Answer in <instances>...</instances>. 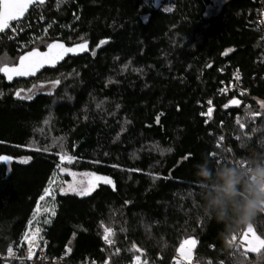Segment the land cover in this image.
Returning a JSON list of instances; mask_svg holds the SVG:
<instances>
[{
    "label": "trees",
    "instance_id": "1",
    "mask_svg": "<svg viewBox=\"0 0 264 264\" xmlns=\"http://www.w3.org/2000/svg\"><path fill=\"white\" fill-rule=\"evenodd\" d=\"M263 8L264 0L220 7L214 0H45L12 24L16 31L0 37V56L8 53L13 63L40 42L19 51L22 43L46 28L38 49L53 41L92 47L30 80L7 84L0 75V156L12 157L0 161V255L19 247L59 154L68 153L71 170L110 177L115 189L100 184L88 196L57 195L51 223L39 226L50 242L47 264L67 247L72 262L111 257L121 264L140 255L129 251L132 244L148 264H174L189 237L198 241L199 264H264V250L232 255L227 241L246 226L225 235L223 224L204 216L195 177L204 157L215 161L209 153L243 162L235 145L264 153ZM237 71L248 94L222 93ZM34 86L31 100L16 97ZM233 98L240 106L225 108ZM209 100L211 119L201 115ZM254 112L261 115L253 119ZM252 225L264 238V213ZM103 226L116 233L111 247Z\"/></svg>",
    "mask_w": 264,
    "mask_h": 264
},
{
    "label": "snow or ice",
    "instance_id": "2",
    "mask_svg": "<svg viewBox=\"0 0 264 264\" xmlns=\"http://www.w3.org/2000/svg\"><path fill=\"white\" fill-rule=\"evenodd\" d=\"M60 0H58V3ZM45 4V0H0V34H3L6 32V30L11 29L12 31H16L15 28L12 26L13 21H21L25 17L26 13L29 11V8L32 6H41ZM106 43V41H101L100 45H103ZM48 51L47 52H40L39 50H32L24 55H21L18 59V63H11L7 60L6 57H0V73H3L5 77H7L8 80H12L14 77H23V76H31L35 75L36 71L39 70V68L43 67L46 63L55 65L56 62L63 59L64 56L71 54H78L80 52L88 51V44L87 42L78 43L73 47H67L64 43L60 42H54L47 45ZM228 51H231L229 49ZM95 55V52L92 53ZM225 55L228 54V52L224 53ZM237 75V79H238ZM52 86L55 87L60 84L59 80L52 81ZM35 90V86L33 89L27 90H18L15 95L17 98L21 100H31L33 98V91ZM228 91L227 88L222 89V93H226ZM243 95V93H241ZM241 104V101L239 99H231L228 104L224 105L225 108H228L229 106H237L239 107ZM208 109L207 112L201 113V115L207 116L209 119H211L214 108L211 106L212 101H208ZM261 108H264V102H261ZM252 118L255 119L256 117H259L261 115L260 112H254L251 114ZM157 122H159V117H157ZM237 124L241 129L245 128V124L237 119ZM224 137H220L217 147L220 146V143L223 141ZM39 151L40 149H35ZM47 151V149H44ZM230 151V150H229ZM209 156L212 157L215 161L220 160V156L218 153H209ZM12 160V157L9 156H0V161L3 162H10ZM75 160V157L72 155H69L68 153H61L59 154V165L57 166L59 171L61 172H68L69 175L76 177L77 173L71 172L68 169L64 168L63 165L65 163L71 164ZM29 162V159H23L21 163L27 164ZM241 165H243L245 162L238 161ZM84 177H87L88 179H81L78 182L68 184L67 188L61 187L60 193L61 194H67L68 192H72L79 196H88L90 195L96 187H98L100 184H106L111 185L113 189H115V182L107 176L98 175L95 173H83L81 174ZM154 179L157 177H153ZM55 183V177L53 180L49 181V186L44 189L43 195L39 197V201L37 202L35 211L32 214V220L28 222V229L23 233L21 243L27 244V250H26V260H32L33 257L36 254V249L40 248V241L42 240V237L40 236V233L42 229L37 226L35 228L32 227L33 222L37 220L38 216L40 215L41 211L43 210L44 213L49 214V218L45 219L43 223L48 224L51 222L50 217L55 216V192L53 190V185ZM46 197L52 198V205L47 206L43 205L40 202H44ZM116 233L114 229L110 226H103V235L102 239L108 246H113L115 244V237ZM237 234L233 233L230 237V239L227 241L228 245L230 247H233L235 251L232 253L234 257L237 255L239 257L246 258L249 252L260 254L262 250H264V238H261L260 235H257L252 223L248 224L246 226V229L242 231L241 233V239L240 243H236ZM198 244L197 239L193 237H189L184 239L181 244L179 245V248L177 251L178 259L176 260L175 264H183V262L186 260L188 261V264H191L192 260V253L193 250L196 248ZM242 249V250H241ZM129 251H132L134 253H140V255H136L134 257L135 264H148L147 259H144L143 262H141V256L144 255V253L141 251L140 248H138L135 244H132ZM67 253L71 252V248L69 247L66 249ZM120 252L119 248L115 249V252L113 255H118ZM7 255L8 257H12L15 259H19L17 257L16 252L13 250V248L10 246L7 249ZM105 264H111V257H109V260L105 262ZM208 264H212L211 261L208 262ZM222 264V262H221ZM239 264H243V260L239 262Z\"/></svg>",
    "mask_w": 264,
    "mask_h": 264
},
{
    "label": "clouds",
    "instance_id": "3",
    "mask_svg": "<svg viewBox=\"0 0 264 264\" xmlns=\"http://www.w3.org/2000/svg\"><path fill=\"white\" fill-rule=\"evenodd\" d=\"M195 169L200 210L223 224L225 235L264 213V153H252L243 165L236 160L204 157Z\"/></svg>",
    "mask_w": 264,
    "mask_h": 264
},
{
    "label": "built area",
    "instance_id": "4",
    "mask_svg": "<svg viewBox=\"0 0 264 264\" xmlns=\"http://www.w3.org/2000/svg\"><path fill=\"white\" fill-rule=\"evenodd\" d=\"M260 20H259V24L264 27V8L260 11ZM263 39H264V35H263ZM237 75H238V79H237ZM227 88L228 91L224 94H229L230 92H237L238 94L243 93L244 94H248L247 91H245L244 89L241 88V75L240 73L237 71L233 74L230 82L228 84H225L223 89ZM242 95V94H241ZM33 228H35L36 226H32ZM236 243L239 244L240 243V238L236 239ZM50 242L48 240H41L40 241V248L36 249V254L33 257L32 260H26L25 256H26V250H27V244L26 243H21L19 245V247L17 248H13V250L16 252L17 257H19V259H15L12 257H8V255H4L1 256L0 255V264H12L13 262H16L18 264H47L49 263V259L47 256V249L49 246ZM198 245V244H197ZM69 247L65 248V250L61 253L60 256L56 257L53 260V264H105L106 261H108L109 259L105 260V261H99V260H91V259H85V260H81L79 262H72L70 261L71 256L73 255V251L71 248V252L67 253L66 249H68ZM197 248V246H196ZM196 248L193 250L192 253V260H191V264H197V255H196ZM232 251H235V249L232 247ZM122 253V251L120 250L119 255ZM178 259L177 253L174 257V264L176 262V260ZM142 262V261H141ZM111 264H114L113 261L111 260ZM121 264H135L134 259L128 262H124ZM183 264H188V261H184Z\"/></svg>",
    "mask_w": 264,
    "mask_h": 264
},
{
    "label": "rangeland",
    "instance_id": "5",
    "mask_svg": "<svg viewBox=\"0 0 264 264\" xmlns=\"http://www.w3.org/2000/svg\"><path fill=\"white\" fill-rule=\"evenodd\" d=\"M228 0H214V5L215 6H217V7H220V6H222L225 2H227ZM155 2H156V5H160V2H161V0H155ZM41 36L42 37H40L39 39H37L38 37H32L30 40H29V42H28V44H24V43H22V45L19 47V51H22V50H25V49H28V46L29 45H32V46H34V45H36L38 42H40L37 46H36V48H39L40 46H44V45H46V38H47V36H48V34H47V28H46V30L41 34ZM31 46V47H32ZM0 57H6L7 58V60L10 62V64L11 63H13L14 62V59L8 54V53H5L4 55H2V56H0ZM51 89H49V90H52V89H54V87L52 86V87H50ZM235 150H237V157L239 158V159H241V160H245V159H248V157L252 154V153H254V152H256V153H259V151L257 150V149H249L247 146H242V147H240V145H235ZM72 164V163H71ZM71 164H68V163H65L64 165H63V167L64 168H66V169H68L69 171H71V172H75V173H77V176L76 177H73V176H71V175H69L68 174V172L66 171V172H61V171H59V169L55 172V174L53 175V177H52V179L51 180H53V178L55 177V183H54V185H53V190H54V192H55V211H56V209H57V204H56V197H57V195L58 194H61L60 193V188L61 187H64V188H67V185L68 184H72V183H75V182H78L79 180H81V179H88L87 177H84V176H82L81 174H83V173H86V172H77V171H73V170H71V168L69 167ZM49 186V185H48ZM97 188V187H96ZM67 194H74V193H72V192H68ZM67 194H62V195H67ZM41 204H43V205H47V206H51L52 205V198L51 197H46V199H45V201L44 202H40ZM53 217L54 216H51L50 217V220L52 221V219H53ZM49 218V214H47V213H44L43 212V210L41 211V213H40V215L38 216V218H37V220L34 222V224L35 225H38V226H40V227H42V226H46V225H49L50 223H48V224H45V223H43V221L45 220V219H48ZM255 230V229H254ZM255 232H256V230H255ZM256 234H257V232H256ZM258 235V234H257ZM240 239H241V237H240ZM142 261V260H141ZM143 262V261H142ZM197 264H199V262H196Z\"/></svg>",
    "mask_w": 264,
    "mask_h": 264
},
{
    "label": "water",
    "instance_id": "6",
    "mask_svg": "<svg viewBox=\"0 0 264 264\" xmlns=\"http://www.w3.org/2000/svg\"><path fill=\"white\" fill-rule=\"evenodd\" d=\"M33 7L35 6H32L29 8V11L26 13L25 17L23 18V20H25L27 18V16L29 15V13L31 12V10L33 9ZM21 20V21H23ZM16 22H20V21H13L12 24L16 23ZM8 32V30H6L5 33L3 34H0V37L4 34H6ZM54 42H60V43H64L67 47H73L75 46L76 44L74 45H68L66 44L65 42L63 41H53L51 43H54ZM87 44H88V51H85V52H80L78 54H71L69 53L68 55L64 56L63 59L59 60L58 62L55 63V65L53 66L52 64H48L46 63L43 67L39 68L38 71H36L35 75H31V76H23V77H14L12 80H8L7 77L4 76L3 73H0V75L4 78V80L6 81L7 84H13L15 83L16 81H22V80H30L32 78H35L36 76H38L39 74H41L43 71L47 70V69H56L58 68L60 65H62L67 59H69L70 57H73V58H78V57H83V56H86L88 55L90 52H91V47H92V44L90 41H86ZM50 43V44H51ZM83 43V42H82ZM35 50H39L40 52H47L48 51V48L47 46L45 47V49L41 50V49H38V48H34ZM32 49V50H34ZM30 50V51H32ZM30 51H27L26 53L30 52ZM24 53V54H26ZM23 54V55H24ZM18 63V61H17Z\"/></svg>",
    "mask_w": 264,
    "mask_h": 264
}]
</instances>
